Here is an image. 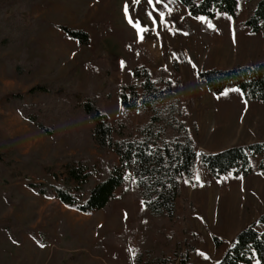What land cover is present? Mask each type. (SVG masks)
I'll return each mask as SVG.
<instances>
[{"label":"rangeland","instance_id":"obj_1","mask_svg":"<svg viewBox=\"0 0 264 264\" xmlns=\"http://www.w3.org/2000/svg\"><path fill=\"white\" fill-rule=\"evenodd\" d=\"M239 11L243 22L242 18L249 15L246 1L241 0ZM39 17L84 29L91 38L80 44L58 26L36 32ZM230 17L225 12L213 18L194 17L178 0H0V96L28 91L73 70L69 87L82 93L90 90L113 122L126 120L138 136L147 117L138 110L125 116L119 87L133 82L139 66L147 67L154 77L166 67L172 73L174 90L183 97L186 120L195 138L199 110H206L215 125L228 119L231 125L236 122L235 110L244 109L245 98L239 88L214 94L198 79L200 69L231 62L232 53L225 49L231 48L232 36L227 32ZM135 54L141 55L139 61ZM34 58L41 60L36 71L20 76L8 73L9 66L29 64ZM246 104L254 106L253 102ZM0 113L1 137L21 154H41L51 173L62 171L66 158L75 153L66 139L54 141L14 108L0 103ZM89 121L88 117L80 118V122ZM46 123L52 126L50 121ZM216 136L214 131L209 140L204 139L209 149L214 148L210 145ZM263 137L258 133L251 144L264 141ZM54 157L59 161L49 160ZM251 161L253 173L249 177L231 172L215 178L198 162L197 183L181 179L175 229L170 231L175 246L187 238L196 241L198 251L192 257L199 264H217L236 234L264 212L260 157L252 155ZM15 167L20 176L0 175V225L13 227L9 232L0 226V264H85L96 260L99 264H137L144 216L134 177L118 189L121 197L112 214L105 210L87 214L35 193L28 182L36 180V173L21 163ZM12 186L17 187L19 196L8 203L2 191ZM11 218L17 220V226L10 223ZM258 229L264 228L258 225ZM215 235L221 239L220 247L215 245ZM98 243L102 244L100 253ZM254 264L261 263L256 259Z\"/></svg>","mask_w":264,"mask_h":264},{"label":"trees","instance_id":"obj_2","mask_svg":"<svg viewBox=\"0 0 264 264\" xmlns=\"http://www.w3.org/2000/svg\"><path fill=\"white\" fill-rule=\"evenodd\" d=\"M178 1L194 17L213 18L219 12L237 17L241 0ZM244 1L249 9L245 24L252 32L264 31V0ZM36 23V32L58 26L80 44L91 38L84 29L56 25L42 17L37 18ZM135 57L139 61L141 55L135 54ZM40 65L41 60L34 58L29 64L9 66L8 73L20 76L36 71ZM73 73L72 70L66 76L39 83L28 91L1 94L0 103L17 110L54 141L66 139L75 153L66 158L62 171L51 173L49 166H44L41 154L35 151L21 154L0 135V175L20 176L15 165L21 163L36 173V180L28 182L35 193L58 199L67 207L87 214L98 210L112 214L116 200L121 197L118 189L134 177L142 202L140 213L144 216L138 235L136 263L199 264L192 257L198 251L196 241L187 238L175 246L170 231L175 229L181 179L186 177L197 183L198 162L215 178L231 172L249 177L253 173L252 155L260 157L259 171L264 175V141L235 145L219 152L198 150L186 120L183 97L174 90L171 71L161 67L154 77L145 66H139L133 82L121 85L118 91L126 117L136 110L147 117L137 136L126 120L113 122L90 90L82 93L79 89H71ZM198 79L214 94L237 87L247 102L264 101V60L252 64L238 62L231 68H202ZM82 116L88 117L89 123L80 122ZM194 131L197 132V126ZM58 159L49 160L55 163ZM18 192L16 186L2 191L8 203H14ZM10 223L18 225L14 218ZM258 225L264 228V212L236 234L217 264H254L256 259L264 264V229L259 230ZM0 226L9 232L13 229L7 224ZM214 241L216 247L221 246L218 236H214ZM97 247L100 253L102 244L98 243ZM85 264H99V260Z\"/></svg>","mask_w":264,"mask_h":264},{"label":"crops","instance_id":"obj_3","mask_svg":"<svg viewBox=\"0 0 264 264\" xmlns=\"http://www.w3.org/2000/svg\"><path fill=\"white\" fill-rule=\"evenodd\" d=\"M247 16H242L243 22L247 19ZM240 19L241 16L239 11L238 17H233L231 15L230 20L228 21L230 32H227L228 34L230 33V36H232L231 39H229L231 48L225 49L231 51L232 60L230 63L220 65L223 67L219 68H231L237 62H241L242 64H252L264 60V31L252 32L250 27L244 25ZM246 103L247 102L245 100L243 110H235L236 122L231 125H229V119L222 122L220 125L219 123L215 125L212 120H209L206 115V110H199L198 116L195 117V121L198 126V133L195 136V140L198 149L217 152L224 150L226 146L236 145L239 143L251 144L257 139L256 137L258 133H261L264 136V109L262 108L264 101L253 102V107ZM251 107L252 110H246L251 109ZM214 131H217V136L215 138L216 142L214 144L212 143L213 145H210L214 146V148L209 149L205 145L206 142L204 139L209 140V135H212ZM242 213L243 217L247 215L244 213V210ZM256 219L257 218L253 219V221Z\"/></svg>","mask_w":264,"mask_h":264}]
</instances>
